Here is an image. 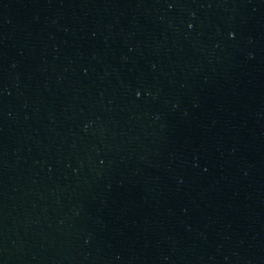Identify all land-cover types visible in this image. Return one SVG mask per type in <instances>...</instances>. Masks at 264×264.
Returning a JSON list of instances; mask_svg holds the SVG:
<instances>
[{
	"label": "water",
	"instance_id": "95a60500",
	"mask_svg": "<svg viewBox=\"0 0 264 264\" xmlns=\"http://www.w3.org/2000/svg\"><path fill=\"white\" fill-rule=\"evenodd\" d=\"M0 264H264V0H0Z\"/></svg>",
	"mask_w": 264,
	"mask_h": 264
}]
</instances>
